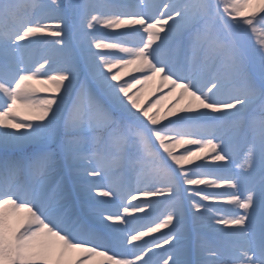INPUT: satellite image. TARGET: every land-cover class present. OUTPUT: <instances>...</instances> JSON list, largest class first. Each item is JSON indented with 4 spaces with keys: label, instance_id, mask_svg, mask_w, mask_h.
<instances>
[{
    "label": "snow or ice",
    "instance_id": "1",
    "mask_svg": "<svg viewBox=\"0 0 264 264\" xmlns=\"http://www.w3.org/2000/svg\"><path fill=\"white\" fill-rule=\"evenodd\" d=\"M0 264H264V0H0Z\"/></svg>",
    "mask_w": 264,
    "mask_h": 264
},
{
    "label": "bare ground",
    "instance_id": "2",
    "mask_svg": "<svg viewBox=\"0 0 264 264\" xmlns=\"http://www.w3.org/2000/svg\"><path fill=\"white\" fill-rule=\"evenodd\" d=\"M114 71H115V70H114ZM121 75H122V77H123L124 80H130V79H131V75H138V74H137V73H132L131 75H129V73H127V72H122ZM38 86H40V85H37V87H38ZM138 88H139V86H138ZM153 89L156 91V82H152V83H150L149 85L145 86L144 88H141V89H140V95L142 96V95L145 94L146 92H148L149 94H151L152 91H153ZM132 91L135 92L136 89H133ZM166 91H167V88L161 90V92H166ZM159 93H160V92H159ZM169 102H170V101H165L164 103H165V105H167ZM184 147H192V146H184ZM180 150L183 151V147H182L181 149H178L177 151H180ZM190 188H202V187H200V186H191ZM131 194H132V195H137V196H139L138 192L135 191V189H133V190L131 191ZM105 207L107 208L108 211H112V212H115V211H116L114 208H110V207H108V206H105ZM159 211H160V212L163 211V210H162V207H161L160 209H158L156 213H158ZM156 213H154V214H156ZM154 214H153V216L151 217V219H155V218H156V217H154V216H155ZM141 215H143V213H141ZM157 216H158V215H157ZM153 217H154V218H153ZM147 222H148V221H140V222H139V225H138L137 227H139L141 224H144V223H147ZM169 227H171V226H169ZM168 231H169V229H167V228H165V229H161L160 232H158V233H153V234H151L150 236L145 237L144 239H145V240H153V239H156V238H160L159 236H160L161 234H165V233L168 232ZM166 247H167V246H165V248H166ZM157 251H162V250H157ZM95 259H96L97 261H102V260H103V258H95Z\"/></svg>",
    "mask_w": 264,
    "mask_h": 264
},
{
    "label": "rangeland",
    "instance_id": "3",
    "mask_svg": "<svg viewBox=\"0 0 264 264\" xmlns=\"http://www.w3.org/2000/svg\"><path fill=\"white\" fill-rule=\"evenodd\" d=\"M255 41H253V43H254ZM38 87H40V88H42V86H38ZM160 95V93L159 92H157V91H155L154 89H153V91H152V93L151 94H149L148 92H146L145 94H143L142 96H141V102L143 103L144 101H148V100H154L156 97H158ZM25 115H29V113H27L26 111H24V110H21L20 111V116L18 117L19 119H23L24 118V116ZM192 147H194V146H192ZM180 151H182V150H180ZM203 156H204V158L207 160V158H208V156L209 155H214V153H204V154H202ZM202 161L201 160H195L194 161V163L193 164H190V165H186V167H194V165L195 164H198V163H201ZM210 163H211V161H209ZM189 187H191V186H189ZM200 187H205V186H200ZM208 191H223L224 189H216V188H208L207 189ZM143 199H158V198H156V197H151V198H145V197H143V196H137V200H135V201H133V203L134 204H138L139 202H140V200H143ZM134 215H136V216H141L139 213H135ZM139 223V222H138ZM136 226H138V224L136 225Z\"/></svg>",
    "mask_w": 264,
    "mask_h": 264
}]
</instances>
